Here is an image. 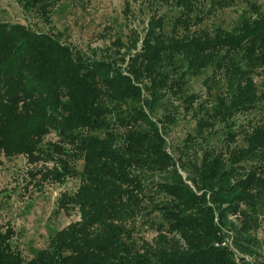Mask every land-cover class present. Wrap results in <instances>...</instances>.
<instances>
[{
  "label": "trees",
  "instance_id": "trees-1",
  "mask_svg": "<svg viewBox=\"0 0 264 264\" xmlns=\"http://www.w3.org/2000/svg\"><path fill=\"white\" fill-rule=\"evenodd\" d=\"M16 1L24 22L0 21V167L78 180L57 212L80 219L31 258L0 222V264H264V4L152 0L142 35L88 53L31 24L61 0Z\"/></svg>",
  "mask_w": 264,
  "mask_h": 264
},
{
  "label": "rangeland",
  "instance_id": "rangeland-1",
  "mask_svg": "<svg viewBox=\"0 0 264 264\" xmlns=\"http://www.w3.org/2000/svg\"><path fill=\"white\" fill-rule=\"evenodd\" d=\"M151 1L61 0L50 15V25L39 19L37 14L31 15V24L45 32L54 30L55 33H63L66 44L90 53L110 47L121 28L127 35L131 30L142 35L150 18ZM260 3L264 4V0ZM223 19L226 21L225 16ZM2 20L24 22L16 0H0ZM235 21L229 18L230 25H234ZM191 90L203 92L202 79L192 81ZM255 116L249 119H257L258 115ZM181 132L182 129H175L176 135ZM48 139L54 140V137ZM47 166L52 167V164ZM45 168V163L31 165L24 157L3 160L0 167V222L14 228L17 243L26 258H31L35 251L47 248L51 236L80 219L77 209L69 214L57 212L60 196L77 192L79 181L71 179L60 184L36 178L35 174ZM146 238L151 240L152 233Z\"/></svg>",
  "mask_w": 264,
  "mask_h": 264
}]
</instances>
